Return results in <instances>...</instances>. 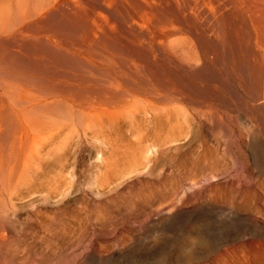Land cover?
I'll use <instances>...</instances> for the list:
<instances>
[{"label":"rangeland","instance_id":"rangeland-1","mask_svg":"<svg viewBox=\"0 0 264 264\" xmlns=\"http://www.w3.org/2000/svg\"><path fill=\"white\" fill-rule=\"evenodd\" d=\"M148 1L130 11L147 26L98 19L84 0L79 27L51 35L79 54V74L181 71L176 108L128 106L43 152L3 213L0 264H264V0Z\"/></svg>","mask_w":264,"mask_h":264},{"label":"bare ground","instance_id":"bare-ground-1","mask_svg":"<svg viewBox=\"0 0 264 264\" xmlns=\"http://www.w3.org/2000/svg\"><path fill=\"white\" fill-rule=\"evenodd\" d=\"M135 1L69 0L67 6H64L65 0H0V227L3 224L1 219L5 216L3 213H7L9 207L13 208L14 196L24 193L23 191L30 192L31 187L22 190L20 186L31 173H34V176L39 175L42 168L40 161L42 153L53 145L62 144L67 139L63 137L65 133H69L68 138L71 135L72 138L73 135L79 138V126L82 131L98 129L103 126L106 115L119 113L125 108L129 110L128 106L145 105L151 110L176 108L177 91L174 83L177 82L176 74L181 71L177 70L175 75L172 73L173 79H170L172 77L169 76L168 71L164 72L162 68L122 64L92 65L88 68V73L82 71L83 73L79 74L81 68L76 59L79 54L73 53L74 50L71 53L63 46L64 35L61 37L64 40L52 38L53 28L60 29L65 25L68 27L69 22L72 26L79 27L76 17L79 15V10H83L85 6L83 2L91 7L94 6L95 16L98 19L105 17V13L106 15L118 13L125 20V24L128 22V25L130 23L139 27V25L143 26L140 23L142 22L146 25L142 13L139 14L142 16L139 19H134L133 12H131L132 17L130 15V11L146 9L147 3L143 7L141 0ZM154 1L152 0L153 4L148 1L149 8L153 7ZM157 4L159 5V1ZM86 10L87 8L83 12ZM155 10L157 13L158 9ZM162 18L159 23L156 20L153 22L156 21L158 26L165 22ZM179 30L170 27L166 35L176 37ZM139 34L141 38L144 37L143 31ZM175 40L176 38H172L166 43L164 39L168 49H165L166 52L175 53L177 50V45L176 48L174 46ZM162 49L164 50L163 47ZM144 70L147 74H144ZM174 70L171 69L172 72ZM232 72H235V67ZM97 74L102 78L96 79ZM79 80L83 83H79ZM255 134H253L254 138ZM189 237L192 239L191 235ZM2 239H4L3 234H0V240Z\"/></svg>","mask_w":264,"mask_h":264}]
</instances>
